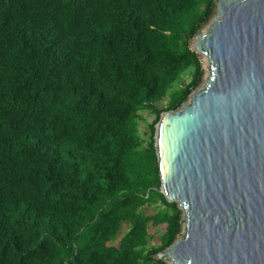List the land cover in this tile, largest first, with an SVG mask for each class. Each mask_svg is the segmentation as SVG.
<instances>
[{
	"label": "trees",
	"instance_id": "trees-1",
	"mask_svg": "<svg viewBox=\"0 0 264 264\" xmlns=\"http://www.w3.org/2000/svg\"><path fill=\"white\" fill-rule=\"evenodd\" d=\"M216 6L0 0V264H168L184 212L156 124L204 81L191 41Z\"/></svg>",
	"mask_w": 264,
	"mask_h": 264
},
{
	"label": "water",
	"instance_id": "water-1",
	"mask_svg": "<svg viewBox=\"0 0 264 264\" xmlns=\"http://www.w3.org/2000/svg\"><path fill=\"white\" fill-rule=\"evenodd\" d=\"M215 2L196 37L210 75L155 132L158 191L183 206L185 221L158 258L264 264V0Z\"/></svg>",
	"mask_w": 264,
	"mask_h": 264
},
{
	"label": "rangeland",
	"instance_id": "rangeland-1",
	"mask_svg": "<svg viewBox=\"0 0 264 264\" xmlns=\"http://www.w3.org/2000/svg\"><path fill=\"white\" fill-rule=\"evenodd\" d=\"M215 16H217V6H216V9H215V14H214L213 18H214ZM213 18H212V20H213ZM212 20H211V21H210V22H209V23L203 28V30L200 32L199 35H201V34L207 32L209 26H210L211 23H212ZM196 37H197V36H195V37L192 39V41H191V47H192L193 49H196V50H197V47H196V45H197V38H196ZM197 52L200 54L202 64H203V66H204V68H205V77H204V81L202 82L201 86L199 87V88H201V87H203V85L205 84L206 80L208 79V76L210 75V61H209V58H208L205 54H203L202 52H199L198 50H197ZM182 78L185 79V80H188V79H189V73H185V74H183ZM189 99H190V98H189ZM164 105H165V104H164V101L159 102V106H160V107H164ZM179 109H181V108H179ZM162 114H163V113H162ZM162 114H161V115H162ZM154 117H155V113H154V112L147 111V110H145V111H141V112H140V116H139V118H138V122H139V130L141 131V133H143V135H146V134L149 132L148 122L150 123V122L154 119ZM158 123H159V122H158ZM158 123L156 124V129H157V125H158ZM155 141H156V138H155ZM179 206H180V208H181L182 210H184L183 206H181V205H179ZM149 212L152 214V213L155 212V210L149 209ZM183 218H184V213H183ZM182 223H183V230H182L181 233H183V232L185 231V221H184V219L182 220ZM151 231H155V230L151 229ZM181 233H180V234H181ZM179 238H180V235H179ZM154 240H155V241H159V240H158V235H157V234L154 235ZM166 262H167L168 264H172V261H170L169 259H167Z\"/></svg>",
	"mask_w": 264,
	"mask_h": 264
}]
</instances>
